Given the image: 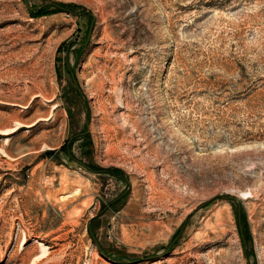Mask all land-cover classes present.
<instances>
[{
  "label": "rangeland",
  "instance_id": "1",
  "mask_svg": "<svg viewBox=\"0 0 264 264\" xmlns=\"http://www.w3.org/2000/svg\"><path fill=\"white\" fill-rule=\"evenodd\" d=\"M0 264H264V0H0Z\"/></svg>",
  "mask_w": 264,
  "mask_h": 264
}]
</instances>
